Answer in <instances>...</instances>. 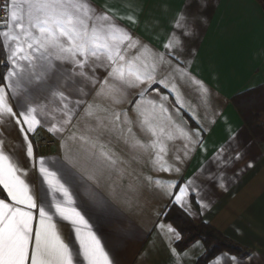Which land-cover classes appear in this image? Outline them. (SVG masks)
I'll use <instances>...</instances> for the list:
<instances>
[{
	"label": "snow or ice",
	"instance_id": "1",
	"mask_svg": "<svg viewBox=\"0 0 264 264\" xmlns=\"http://www.w3.org/2000/svg\"><path fill=\"white\" fill-rule=\"evenodd\" d=\"M0 3L5 12L0 22V64L6 68V74L0 76V264H121L119 249L135 236L134 228L118 224L113 237L98 236L79 211L68 207L74 203L72 193L58 174L67 183L84 185L88 199L100 209H106V204L91 185L107 184L113 197L129 207L141 203L145 189L163 194L186 210L193 199L201 208L208 206L202 203L207 185L200 181H218L223 187L226 170L240 158L239 153L233 156L230 145L222 146L208 162L215 172L206 164L199 178L183 183L154 179L133 168L132 161L142 165L147 157L152 172L179 175L178 165L202 143L200 132L190 134L163 104L157 106L153 101L146 102L150 109L136 102L135 121L127 111L112 112L103 104L105 100L120 103L119 97L130 89H140L143 100L147 89L141 85H150L158 75H164L160 83L177 97L181 108L185 103L180 85L193 87L203 106L210 104L209 90L191 75L189 61L181 56L187 45L184 37L195 35L199 19L197 13L189 12L187 3L175 18L164 53H155L133 38L117 23L120 17L113 9L98 10L91 0ZM127 20L138 22L132 15ZM132 49L137 50L134 56L129 55ZM65 64L71 67H63ZM96 68L108 70L102 81ZM93 90L95 96L88 101ZM133 126L148 139L138 138ZM39 128L60 141L63 161L51 162L56 171L36 157L31 137ZM113 137L126 146L130 159L115 151ZM178 139L185 141L184 154L174 156L177 164L173 165L166 157L169 142ZM28 164L38 170L48 192L30 186ZM49 193H59L64 199L57 201L53 196L49 203ZM60 221L72 225L78 250L70 235H61ZM167 232L175 230L169 226ZM172 254L177 255L174 249ZM232 260L242 264L237 257Z\"/></svg>",
	"mask_w": 264,
	"mask_h": 264
},
{
	"label": "crops",
	"instance_id": "2",
	"mask_svg": "<svg viewBox=\"0 0 264 264\" xmlns=\"http://www.w3.org/2000/svg\"><path fill=\"white\" fill-rule=\"evenodd\" d=\"M91 3L101 11L105 8L113 9V14L120 17L117 23L155 53L165 52L163 45L173 31L175 18L186 3L190 13L198 14L195 35L184 37L187 45L181 56L189 61L188 70L191 75L209 90L210 104L207 107L200 103L199 93L193 87L180 85L185 103V107L181 108L176 102L177 97L160 83L164 75H158L150 85H141V88L147 89L143 100L139 96L140 89H130L119 97L120 103L112 104L110 100H105L103 104L112 112L127 111L135 121L136 113L133 109L137 107L136 102L140 101L141 107L150 109L151 105L146 102L153 101L157 106L163 104L168 114L190 134L200 132L202 143L196 145L188 159L178 165L181 168L179 175L175 172H152L147 157L142 165L132 161L133 168L154 179L183 183L194 177L199 178L202 167L215 157L222 146L230 145L233 156L239 153L240 158L234 159L226 170L223 187L219 186L218 181H200L207 185L202 201L207 207L201 208L195 199L191 201L190 210L178 207L193 222L209 224L241 247L239 254L222 252L208 264H233V257L239 258L242 264H264V143L252 134L244 118V113L247 117L253 114L257 117V123L264 127L262 5L257 0H91ZM129 15L135 16L138 22H129ZM136 52V49H132L129 55L134 56ZM173 63L176 61L173 60ZM63 67L70 68L71 65L65 64ZM88 71L91 72V69ZM107 71L96 68L95 74L102 81ZM4 74L6 68L3 65L0 76ZM249 92L253 93L248 95ZM94 96L95 90L86 99L92 101ZM237 97L239 104L236 105L234 99ZM79 115L83 117V105ZM83 124L84 120L81 119L80 126L83 127ZM133 131L138 138L148 139L135 126ZM10 136L16 138L15 133H10ZM41 137L52 139L55 146L49 155L36 157L43 158L46 166L56 171L57 166L51 162L63 161L60 141L44 128H39L31 139L34 141ZM112 140L115 151L124 159H130L126 146L115 137ZM184 143L181 139L169 142L166 157L168 163L176 165L174 156L183 157ZM27 167L30 175L26 180L31 182L30 186L34 190L48 192V186L44 184L38 170L31 168L30 164ZM208 167L216 171L214 165L208 164ZM58 177L72 193L74 203L68 207L79 211L98 236L113 237L118 224L134 228L135 236L127 239L119 249L121 264H196L204 253L200 241L183 251L176 249L180 235L170 222L163 219L166 209L173 203L163 194L145 189L140 196L141 203L129 207L120 198L113 197L107 184L101 187L91 185L106 204V209H100L88 199L84 185L70 184L65 177L59 174ZM127 182L125 180L123 184ZM53 196L57 201L64 199L59 193H49V203ZM56 219L59 220V217ZM60 224L61 235H70L78 250L79 244L75 240L72 225L68 221H60ZM169 226L175 230L174 233L167 232ZM173 249L176 256L172 254Z\"/></svg>",
	"mask_w": 264,
	"mask_h": 264
},
{
	"label": "trees",
	"instance_id": "3",
	"mask_svg": "<svg viewBox=\"0 0 264 264\" xmlns=\"http://www.w3.org/2000/svg\"><path fill=\"white\" fill-rule=\"evenodd\" d=\"M264 9V0H257ZM253 93V92H252ZM251 92L247 93L252 94ZM239 97L234 99L235 104H239ZM246 124L253 135L259 137L262 144L264 143V127L257 123V117L250 114L249 117L244 113ZM166 222H170L180 238L176 242V249L183 251L190 247L195 242H202L204 246V253L199 257L196 264H208L210 260L222 252L230 254L240 253L241 247L228 239L221 232L207 223L193 222L190 217L178 206L171 204L164 214L163 218Z\"/></svg>",
	"mask_w": 264,
	"mask_h": 264
},
{
	"label": "built area",
	"instance_id": "4",
	"mask_svg": "<svg viewBox=\"0 0 264 264\" xmlns=\"http://www.w3.org/2000/svg\"><path fill=\"white\" fill-rule=\"evenodd\" d=\"M0 7H2V3H0ZM5 19V12L0 10V22H3ZM3 65L0 64V68ZM35 146V153L37 156H47L52 152L53 147L55 146V142L47 137H41L37 140L33 141Z\"/></svg>",
	"mask_w": 264,
	"mask_h": 264
}]
</instances>
